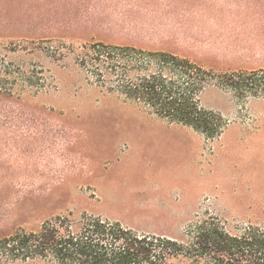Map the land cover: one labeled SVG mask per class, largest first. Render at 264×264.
<instances>
[{"label": "rangeland", "instance_id": "374dc122", "mask_svg": "<svg viewBox=\"0 0 264 264\" xmlns=\"http://www.w3.org/2000/svg\"><path fill=\"white\" fill-rule=\"evenodd\" d=\"M94 42L264 69V0H0L13 82L0 103V233L68 211L173 236L204 214L264 226V94L208 85L200 102L226 123L210 140L92 84L77 53ZM32 70L34 84L19 79Z\"/></svg>", "mask_w": 264, "mask_h": 264}, {"label": "trees", "instance_id": "16d2710c", "mask_svg": "<svg viewBox=\"0 0 264 264\" xmlns=\"http://www.w3.org/2000/svg\"><path fill=\"white\" fill-rule=\"evenodd\" d=\"M77 61L101 91L210 140L221 135L226 123L200 102L208 85L241 98L264 94V69L216 72L165 50L94 42L81 46ZM8 67H0V103L11 100ZM38 73L18 74L34 84ZM0 264H264V226L252 221L237 225L204 214L173 236L99 214L74 217L68 211L45 219L38 229L0 233Z\"/></svg>", "mask_w": 264, "mask_h": 264}, {"label": "crops", "instance_id": "0c3cea01", "mask_svg": "<svg viewBox=\"0 0 264 264\" xmlns=\"http://www.w3.org/2000/svg\"><path fill=\"white\" fill-rule=\"evenodd\" d=\"M247 2V0H245Z\"/></svg>", "mask_w": 264, "mask_h": 264}]
</instances>
